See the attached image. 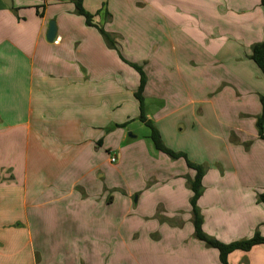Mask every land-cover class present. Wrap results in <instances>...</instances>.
Here are the masks:
<instances>
[{
	"label": "crops",
	"instance_id": "0c3cea01",
	"mask_svg": "<svg viewBox=\"0 0 264 264\" xmlns=\"http://www.w3.org/2000/svg\"><path fill=\"white\" fill-rule=\"evenodd\" d=\"M11 1L0 0L2 246L21 238L33 264H110L113 227L124 257L138 216L146 241L170 251L165 264H222L187 223L196 171L130 133L141 78L120 53L148 77L146 115L165 145L206 168L204 231L224 243L264 236V73L251 58L264 42L262 0H82L117 50L75 0ZM200 140L209 155L195 156ZM158 207L187 221H145ZM228 261L264 264V245Z\"/></svg>",
	"mask_w": 264,
	"mask_h": 264
},
{
	"label": "trees",
	"instance_id": "16d2710c",
	"mask_svg": "<svg viewBox=\"0 0 264 264\" xmlns=\"http://www.w3.org/2000/svg\"><path fill=\"white\" fill-rule=\"evenodd\" d=\"M75 12L77 14L83 15L86 17V24L90 25L92 27H95L99 30V32L103 35V37L106 39V42L111 46L112 49L117 50L115 38L111 35L110 32L106 31L102 26L96 25L93 23L94 16L92 13L88 12L82 5V0H75ZM262 4L264 5V0H262ZM123 61L127 62L131 67H133L139 74H140V80H139V86L137 91L135 92V97L137 99L139 109H140V116L139 121L146 124L150 130V140L153 143V146L156 150L162 151L164 153H167L169 157L172 159H179L181 157L186 158V164L188 167L195 169L197 171V174L194 179L189 180V186L190 189L193 191V197L190 200L192 205V211H193V225L195 229V236L197 239L204 241V243L208 247L216 248L220 252V261L222 264H230L228 259L231 253H233L236 250H243L245 252L250 251L254 246L258 244L264 245V236L261 234L259 230H256L255 234L247 239H239L232 241L230 243H224L220 240H217V238L212 237L208 235L203 228V215L201 213V210L198 206V199H200L202 193H203V185L202 180L203 176L205 174V169L200 164H195L190 161V159L187 157V154L184 152H176L171 149H169L165 143L163 142V138L158 131V129L154 126V124L148 120V117L146 115V109H145V97H144V89L146 85V81L148 80V77L146 73L144 72L143 68L135 63H130V61H127L125 57L120 53ZM252 60L256 62V65L261 69V71L264 73V42H260L257 44H254L252 46V54H251ZM262 99V107L263 112L262 115L259 117V120L257 122V126L260 132V135L264 137V95L261 96ZM260 202H264V191L259 194V200Z\"/></svg>",
	"mask_w": 264,
	"mask_h": 264
},
{
	"label": "rangeland",
	"instance_id": "374dc122",
	"mask_svg": "<svg viewBox=\"0 0 264 264\" xmlns=\"http://www.w3.org/2000/svg\"><path fill=\"white\" fill-rule=\"evenodd\" d=\"M197 127H200V125H197ZM129 130H130V133H137L139 134L141 138H145V140L148 141V143H150L149 140L151 139L150 138L151 130L146 124L138 120L131 121L129 125ZM194 149L199 154V155H196L195 152H192L193 154H195L196 157H202L204 153H206V155L210 154L208 150L204 152V145H203L202 140H200V144L197 142L194 145ZM211 156L213 158L212 153H211ZM195 164H199V163H195ZM200 165L204 167L205 173H206L205 166L203 164H200ZM132 172H134V169L132 170ZM196 174H197V171H196ZM189 180L190 178L187 179L188 183H189ZM151 184H152V181L148 180L146 185L148 187ZM192 216H193V211H192ZM135 217H136V220H134ZM128 218L129 219L127 220L128 226H127L126 235L122 237L127 247L125 256L124 257L122 256V250H121V256H120L119 243L121 242V239L119 240V236H120L119 230H115L113 227L112 236H111V244L108 245L110 246V249H111L110 251L114 253V255L111 256L110 258V261H111L110 264H165L168 261V257H170V255H168V252L170 251L167 250L164 244H161V246L153 245L154 247H152V245H150L146 241L145 236H143V232H141L142 228L145 229L146 226L141 227L139 224L134 222V221H137L139 217L132 216ZM145 219L147 221L156 220L158 223L160 224L165 223L169 225L170 227H182L183 222L187 221L185 217H181L179 215H171V216L167 215L166 211L160 207H158L157 211L155 212L153 216L144 218V220ZM192 222H193L192 220L187 221V223H189L190 226L193 228ZM4 228L5 227L3 226H1L0 228L2 233L4 232L3 231ZM4 234H6V232ZM158 237H160V232L156 231L155 233H152L151 237L149 238L152 240L153 239L156 240ZM194 237L197 238L195 236V231H194ZM206 247L208 246L206 245ZM19 249L21 251L17 255L15 252H17V250ZM0 251L2 252L0 254V264H33V255H32L33 252H31L30 247L28 251V248L25 247V242L21 238H19L15 242L12 241L11 244L8 243V241L6 240V244H3V246H2V241H0Z\"/></svg>",
	"mask_w": 264,
	"mask_h": 264
},
{
	"label": "water",
	"instance_id": "95a60500",
	"mask_svg": "<svg viewBox=\"0 0 264 264\" xmlns=\"http://www.w3.org/2000/svg\"><path fill=\"white\" fill-rule=\"evenodd\" d=\"M8 6H12V1L11 0H3ZM57 37V27L55 25V22L53 20L50 21L49 23V31H48V40L49 41H54Z\"/></svg>",
	"mask_w": 264,
	"mask_h": 264
}]
</instances>
